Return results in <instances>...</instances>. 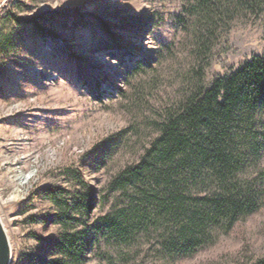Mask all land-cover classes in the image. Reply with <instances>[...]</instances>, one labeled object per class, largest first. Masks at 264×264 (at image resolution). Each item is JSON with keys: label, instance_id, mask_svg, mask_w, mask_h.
Segmentation results:
<instances>
[{"label": "rangeland", "instance_id": "rangeland-1", "mask_svg": "<svg viewBox=\"0 0 264 264\" xmlns=\"http://www.w3.org/2000/svg\"><path fill=\"white\" fill-rule=\"evenodd\" d=\"M0 43V218L10 264H74L57 246L51 190L64 188L72 201L76 172L93 190L90 216L76 228L87 231L80 264L264 256V147L254 152L249 140L238 175L256 191L257 208L230 227L207 228L199 246L182 247L153 202L147 225L130 218L124 234L97 228L106 215L123 224L139 201L134 186L123 192L110 181L137 163L191 89L228 71L223 62L237 67L264 51V0H0ZM104 53L108 80L95 61Z\"/></svg>", "mask_w": 264, "mask_h": 264}, {"label": "trees", "instance_id": "trees-1", "mask_svg": "<svg viewBox=\"0 0 264 264\" xmlns=\"http://www.w3.org/2000/svg\"><path fill=\"white\" fill-rule=\"evenodd\" d=\"M223 66L228 71L208 85H196L169 113L137 163L111 179L109 185L123 192L134 186L139 201L124 213V225L106 215L98 229L124 234L130 218L147 225V205L153 202L177 228L181 246L192 249L203 243L207 228L220 223L230 227L256 210V191L238 173L242 142L247 146L251 141L254 152L264 147V51L237 67ZM73 176L81 191L76 190L72 201L62 187L51 192L62 227L59 251L80 264L87 231L76 228L90 216L93 190L80 172ZM248 264H264V256Z\"/></svg>", "mask_w": 264, "mask_h": 264}, {"label": "water", "instance_id": "water-1", "mask_svg": "<svg viewBox=\"0 0 264 264\" xmlns=\"http://www.w3.org/2000/svg\"><path fill=\"white\" fill-rule=\"evenodd\" d=\"M12 248L9 237L0 218V264H10Z\"/></svg>", "mask_w": 264, "mask_h": 264}, {"label": "bare ground", "instance_id": "bare-ground-1", "mask_svg": "<svg viewBox=\"0 0 264 264\" xmlns=\"http://www.w3.org/2000/svg\"><path fill=\"white\" fill-rule=\"evenodd\" d=\"M145 43V42H144ZM147 44V43H146ZM148 45V44H147ZM129 49V48H128ZM132 50H134V49H132ZM129 51V50H128ZM109 54H101V55H98L99 57L95 60L99 65H104V67L103 66H101V72L103 71V73H105V75L109 72L110 73V71L112 70L111 68H112V65H111V62H109L108 60L110 59L109 57H107ZM108 58V60H107V58ZM121 58L123 57V56H120ZM123 58H125L126 59V62H129V60H131L132 58H131V54L129 55V54H127L126 55V57H123ZM124 59V60H125ZM107 66V67H106ZM105 67H106V69H105ZM105 71V72H104ZM113 71V70H112ZM107 74L105 77H104V79L105 80H108V79H111V76H110V74ZM117 74V73H116ZM115 77H118V76H116L115 75ZM119 78V77H118ZM119 81V80H118ZM31 176V173L30 174H25L24 175V177H23V179L24 180H27L29 177Z\"/></svg>", "mask_w": 264, "mask_h": 264}]
</instances>
